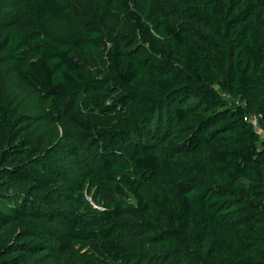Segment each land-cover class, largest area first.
Returning a JSON list of instances; mask_svg holds the SVG:
<instances>
[{
  "label": "trees",
  "instance_id": "1",
  "mask_svg": "<svg viewBox=\"0 0 264 264\" xmlns=\"http://www.w3.org/2000/svg\"><path fill=\"white\" fill-rule=\"evenodd\" d=\"M256 130L264 0H0V264H264Z\"/></svg>",
  "mask_w": 264,
  "mask_h": 264
},
{
  "label": "rangeland",
  "instance_id": "2",
  "mask_svg": "<svg viewBox=\"0 0 264 264\" xmlns=\"http://www.w3.org/2000/svg\"><path fill=\"white\" fill-rule=\"evenodd\" d=\"M9 71H6V70H2L1 72V75L3 76V78L5 77V80L7 81L8 83V87L9 89H12L11 91L13 92H8V95H9V100L12 102L13 104V107L15 108H19L23 111V113H26L28 115H41L40 113V109H39V106H38V101H37V98L33 95H30L29 93H25L26 95L22 97V99L20 100V98H18V95L16 94V91L18 90L17 88V82L15 81V79L11 80L10 79V76H9ZM36 125H41L39 123L37 124H34L33 128L36 126ZM32 125L28 126V130L29 128L31 127ZM32 130L28 131L26 134L27 135H31L32 134ZM59 135L62 134V131L59 130ZM34 137H39L38 135L34 134ZM42 139H45L46 136L45 135H42L41 136Z\"/></svg>",
  "mask_w": 264,
  "mask_h": 264
},
{
  "label": "built area",
  "instance_id": "3",
  "mask_svg": "<svg viewBox=\"0 0 264 264\" xmlns=\"http://www.w3.org/2000/svg\"><path fill=\"white\" fill-rule=\"evenodd\" d=\"M256 132H257L258 134L260 133L259 135L261 136L262 139H264V133H262V132H260V131H258V130H256Z\"/></svg>",
  "mask_w": 264,
  "mask_h": 264
}]
</instances>
